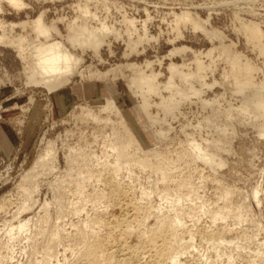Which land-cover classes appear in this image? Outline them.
<instances>
[{
  "label": "rangeland",
  "instance_id": "1",
  "mask_svg": "<svg viewBox=\"0 0 264 264\" xmlns=\"http://www.w3.org/2000/svg\"><path fill=\"white\" fill-rule=\"evenodd\" d=\"M22 1L28 3L29 7L32 5V8L19 12L10 8L6 0H0V20L6 24V30L12 31L14 35L22 34L18 25L25 21L31 22L44 12L47 23L55 22L66 36L67 24L80 15L77 7H85L87 2L86 7L90 8L93 17L104 24L106 22L115 33H120L108 35L101 50V60L91 50L82 52L83 54L81 51L77 52L85 60L83 69L90 68L93 73L102 74L116 69L117 72L112 71L114 74L111 73L106 79L90 78L86 73L85 78L75 77L72 84L58 93L51 94L45 89L27 85L28 81L23 73L24 64L17 58L15 51L0 48V100L5 94L0 103V127L8 126L16 136V143L11 151L9 150L8 156L0 154V264H118L122 251V248H118L123 244V250L127 251L129 247L128 250L132 252V264H156L158 261L157 264H170V258L176 255L180 257L182 264H263L260 257L264 250V138L258 135L253 126L256 123L255 115L241 110L243 99H251L253 90L264 87V55L261 56L257 49L246 42L241 28L245 24L257 23L264 32V0ZM183 12L197 17L207 31H218L217 33H221L226 39H209L204 32L195 31L191 24H181L179 27L176 17L181 16ZM93 19L90 18L93 27L102 23ZM127 19L131 20L130 22L135 20V29H132L134 42L137 43L138 36L149 38L143 37L145 40L139 44L142 47L138 45V52L131 53L128 48L127 30L132 27L127 24ZM11 23L17 25L18 29L13 30ZM175 26L180 31L176 30ZM114 36L121 37H118V40ZM221 43L232 46L234 52L241 53L244 61L255 65V69L258 68L254 73L255 85L244 94L236 93L239 89L234 86V77H231L234 72L230 63L224 58H219L217 52L210 58L207 55L209 50L213 47L214 50L219 48ZM178 49L183 51L176 53ZM196 59L202 60L204 67H208V70H204L203 79H193L195 82L192 80L194 91L202 93V96H196L193 91L191 93L195 96L188 94L190 90L187 89V96L191 99L184 100L178 108L180 111L177 109L175 115L169 116L162 107L158 108L170 95L165 89L170 79L168 68L171 64H176L182 67L185 73H196ZM126 64L128 65L125 66ZM129 64L140 66L138 71H143L148 76H158L156 82L161 88L160 94L163 98L160 94H152L149 97L150 113L159 121L154 127L140 108L142 98L133 96L131 88L129 89L131 78L136 76L134 71L127 68ZM177 83L180 84L179 81ZM136 90L134 87L133 91L138 92ZM55 95L64 96L69 100L66 114L58 120L53 118L50 112L49 99ZM114 97L127 124H122L123 116L116 110L112 113L100 111V106L104 105V101L100 100H112ZM40 104H43L46 115L40 122L35 137L26 141L24 127L27 119L32 110ZM83 109L93 112L102 120L109 118L107 128L99 131L93 123L81 121L79 116ZM114 112L117 113L116 116ZM220 112L229 114L231 120L219 118L217 113ZM236 114L240 116L237 118ZM137 124L142 131H139ZM225 129H228L229 133L236 129L233 140L224 138ZM127 130L135 133L140 146H128V136L124 135ZM157 132L164 136L160 138ZM112 134L119 137L120 142L123 140L122 143H126L125 146L131 155L139 156L151 166L171 170H167L169 179L164 181L165 183L161 182L160 175L153 174L150 168L146 169L147 172L135 170L133 178L127 174L116 175L115 178L116 173L111 165L114 157H111L110 153L105 154ZM123 136H126L127 142ZM44 140L56 144L58 157L56 161H49L44 170H40V176L34 185L26 182L24 184V177L44 151ZM192 141L203 145L202 148L207 149L209 153L214 152L219 161H223V164L225 162L223 167L211 168L205 165L193 151L190 145ZM27 189L34 192L30 190V193ZM256 189L260 191V204L253 198ZM148 190L153 191V195ZM24 191L29 192V195ZM177 192L185 199L189 198L185 201L187 203H179V206L175 203ZM226 194L228 199L222 201ZM224 204L227 206L224 207ZM26 205L29 207H25L27 211L24 210L21 215L15 214ZM228 208L232 209L229 211ZM214 213L224 214L225 217L227 215L228 220L214 222ZM15 215H18L17 219H14ZM175 217H178L180 227H174ZM29 220L30 227L29 231L26 229V234L25 231L19 232L17 229L13 234L4 231L9 222L17 228L21 221L23 223ZM18 232L21 234L17 235ZM215 233L224 236V239L228 238L227 241L239 238L244 250L237 251L228 246L217 245L220 241L218 242ZM210 236H214L213 239L209 238ZM163 239L168 247L163 243ZM109 249L116 251V257L112 256L113 260L108 257ZM154 249L159 250L160 255ZM148 251H151V254ZM143 253L146 254L145 258ZM231 255H235L236 261H229Z\"/></svg>",
  "mask_w": 264,
  "mask_h": 264
},
{
  "label": "bare ground",
  "instance_id": "2",
  "mask_svg": "<svg viewBox=\"0 0 264 264\" xmlns=\"http://www.w3.org/2000/svg\"><path fill=\"white\" fill-rule=\"evenodd\" d=\"M6 3L8 4V6L10 8H12L13 10L15 11H23V10H27L29 9V5L28 3L26 4V2L22 1V0H6ZM84 5V3H83ZM87 6V2L85 4ZM84 5V6H85ZM78 6V5H76ZM83 7V6H78V10H79V13L80 15L77 17H75V20H72V22L70 23H66L67 24V35L64 36L61 32V30L59 29V27L57 26V24L54 22L52 24H48L46 19H45V14L44 12H42L43 14L39 15V17L31 22H24L20 25H18L21 29H22V34H19V35H14L13 32H9L7 31L6 29V24L4 25L3 22H1L0 20V48L3 47V48H9L12 49V51L14 53H16L17 55V58L19 60H21V62L24 64V74L27 78V85H31V86H34V88H41V89H45L47 90L49 93H58L60 92L61 90H63L65 87L69 86L70 84H72V81L74 80L75 77H84L85 74L87 73L90 78H95V77H98V78H103V79H106L108 78L109 75H111V73H116L117 72V69L116 70H112V71H109L108 73H93L92 69L90 68H86V69H83V65H84V58L83 56H80L79 54H77V52L81 51V53H85L87 50H91L92 52H94V54L96 55V57H99V59L101 58V50L102 48L105 46L106 44V40L108 38V35H111V33H115L114 30L110 29L109 27L110 26H107L106 22L105 24L100 20V23L98 18L96 19L95 17H93V15L90 13L91 10L88 9V7ZM32 8V7H31ZM92 8V7H91ZM0 10H2V5L0 4ZM75 10V9H74ZM77 10V9H76ZM76 12V11H75ZM26 13V12H24ZM77 14V13H76ZM94 14V13H93ZM96 16V15H95ZM175 16V14H174ZM177 16V15H176ZM180 15H178L176 18H177V24L180 25H186V24H191L193 27H194V30L195 31H198L200 30L199 32H204L205 35H207L210 38H215V40L217 41L218 39L222 40L224 39L223 36L221 35V33H217L218 31H207L203 25L201 24L200 20L197 18V17H194L192 16L189 12H183V14L179 17ZM196 16H198L196 14ZM90 18H94L93 21L96 19L98 20V22L100 23V25L97 27H93L91 22H90ZM123 18V17H122ZM125 18V17H124ZM123 18V19H124ZM30 19V17H29ZM64 19V18H62ZM61 19V20H62ZM66 19V18H65ZM74 19V18H73ZM31 20V19H30ZM67 20V19H66ZM66 20H64L66 22ZM71 20V19H70ZM95 20V21H96ZM129 19H127L126 21L128 22ZM60 21V20H58ZM92 21V20H91ZM131 20H129V23H127L128 25H130L132 28L131 30H127V38H129V41L127 44L129 45V49L131 51V53L133 52H138L137 51V47L139 44H142L145 40V38L143 37H146L147 36H138V41L136 43V41L134 42V35H133V31L132 29L134 30L135 29V23L133 21L130 22ZM239 21V20H238ZM69 22V21H68ZM60 23V22H59ZM64 23V22H63ZM93 23V22H92ZM12 25V28L14 30V28H17L15 25H13V23H11ZM97 25V23H96ZM181 25V26H182ZM206 25H207V22H206ZM260 25V24H259ZM257 23H250V24H245L242 26V33L244 35V37L246 38V42H248L249 44L252 45V47H254L255 49L258 50V52L260 53V55H264V32L263 30L261 29V27L259 26ZM8 26V25H7ZM60 26V25H59ZM187 26V25H186ZM241 26V25H240ZM9 27V26H8ZM192 27V28H193ZM19 28V29H20ZM112 28V27H111ZM144 28H146L144 26ZM176 30H179L177 29V26H175ZM18 29V28H17ZM16 30V29H15ZM145 30V29H143ZM193 30V29H192ZM240 30V29H239ZM116 31V30H115ZM119 31V30H118ZM180 31V30H179ZM178 31V32H179ZM194 31V32H195ZM201 32V33H202ZM238 32V31H237ZM18 33V32H17ZM117 33V32H116ZM115 33V34H116ZM120 33V32H118ZM117 33V35H118ZM126 33V34H127ZM135 33V32H134ZM136 34H138V32L136 31ZM148 33H146L147 35ZM120 35V34H119ZM144 35H145V31H144ZM179 35V33L177 34ZM204 35V34H203ZM122 36V35H121ZM120 36V37H121ZM129 36V37H128ZM182 34H181V37L182 38ZM110 37V36H109ZM114 37H117L115 39H118L119 36H114ZM119 37V38H120ZM142 37V38H141ZM178 37V36H177ZM137 38V36H136ZM149 39V38H147ZM179 39V38H178ZM226 39V37H225ZM224 39V40H225ZM119 40V39H118ZM177 40V38H176ZM212 40V39H211ZM149 41V40H147ZM146 41V42H147ZM214 41V39L212 40ZM219 42V41H218ZM220 43V42H219ZM108 45V43H107ZM248 45V44H247ZM142 47V45H139ZM127 48V49H128ZM183 49V48H181ZM181 49H178V51L176 52V50L174 52L178 53L180 52L179 50ZM110 51V50H109ZM129 51V52H130ZM140 51V50H139ZM183 51V50H181ZM185 51H187L185 49ZM208 51V50H207ZM90 52V51H89ZM88 52V53H89ZM103 52V51H102ZM215 52H217V55H219V58L221 59H226L228 61V64L230 63V67H231V70H233L232 72H234V75L231 77H234L233 81H235V84L234 86L236 85L239 89L238 92H236L237 94H241L252 88L255 84H254V73L256 71V68L255 69V65L253 66V64H251L250 62L248 61H244V57L242 55H240L239 53H237L236 51L234 52L232 50V46H228L224 43H221L220 44V47L215 49L214 50V47L213 49H211V51L209 50V53L207 54L208 57L210 58V56H212ZM82 53V54H83ZM87 53V54H88ZM140 53V52H139ZM137 53V56L138 54ZM175 53V54H176ZM173 56H174V53L172 52ZM195 54V53H194ZM125 55V54H124ZM136 55V54H135ZM177 55V54H176ZM196 55H199V54H196ZM206 55V56H207ZM126 56H128L126 54ZM172 56V55H171ZM170 56V57H171ZM172 56V57H173ZM205 56V57H206ZM215 56V55H214ZM95 57V56H94ZM213 57V56H212ZM211 57V58H212ZM196 58V57H195ZM218 58V59H219ZM97 59V58H96ZM246 59V58H245ZM101 60V59H100ZM211 60V59H210ZM248 60V59H247ZM197 61V59H196ZM201 61H197L196 62V67H197V71L196 73H185L184 69L182 67H179L177 66L176 64H171V66H169V75H170V79H169V82L167 84V86L165 87L166 90H168L170 92V97L168 96V99H166V101H164L165 103L162 104V106H159L158 105V108L159 107H162V109L165 111L166 114H174V112L180 107V105L182 104V102H184V100H186L188 98L187 96V93H186V90H190V93L188 91V94H192L193 96H195L196 94H199L200 96H202L200 94V92H196L194 91L195 88L193 87L194 84H192V80L193 79H203V73H204V70H208L206 68L208 67H204V64L201 63ZM22 64V65H23ZM152 63H150L151 65ZM128 64H126L125 66H127ZM147 65V64H146ZM123 66V67H125ZM137 66V65H136ZM135 65L133 64H129V66L127 67L129 70H132L134 71L133 73H135L136 76H134L133 78H131V85H129V89L133 92L132 95L133 96H137V97H141L142 98V105H141V110L145 113L147 119L150 121L151 124H153L152 126L154 127V125H157L156 123H158L159 121H157L155 118L152 117V114L150 113V108H151V105H150V102H149V97L152 95V94H155L156 96H158L160 94V87L157 85L158 83L156 82V78L158 77L156 74H153L152 76H148L146 75V73H144L143 71H138V68L140 69V66L139 67H136ZM149 66V65H147ZM183 66V65H182ZM185 67V66H184ZM210 67V66H209ZM191 68V67H190ZM127 69V70H128ZM186 69H187V66H186ZM92 70V71H91ZM126 71V70H125ZM124 71V72H125ZM190 71V70H189ZM226 71V70H225ZM224 71V72H225ZM119 72H122V71H119ZM188 72V70H187ZM228 72V71H226ZM231 72V73H232ZM113 73V74H114ZM207 73V72H206ZM119 74V73H118ZM124 74V73H123ZM151 74V73H150ZM229 74V73H227ZM258 74V72H257ZM120 75H122L120 73ZM224 75V74H223ZM113 76V75H112ZM123 76V75H122ZM132 76V75H131ZM225 76H228V75H225ZM125 77V76H124ZM207 77V76H206ZM229 77V76H228ZM85 78V77H84ZM117 78V77H115ZM113 79V78H112ZM213 79V78H212ZM102 80V79H101ZM127 80V79H126ZM180 82V84H178L177 82ZM196 81V80H195ZM193 80V82H195ZM202 81V80H201ZM205 79L203 80V83H204ZM200 82V81H199ZM256 82V80H255ZM202 83V82H201ZM216 83V82H215ZM263 83V82H262ZM130 84V83H129ZM262 85V84H261ZM195 86V85H194ZM205 86V85H204ZM29 87V86H28ZM135 87V90L137 88L138 92H135L133 91V88ZM208 88V87H207ZM264 88V87H263ZM262 86L261 88H257L255 91L253 90V95H252V98L249 99V98H245L243 99L244 100V103H243V106H242V112H246V113H251L253 115H255L256 117V123L253 124V126L256 128L257 132H258V135L261 137V138H264V95H263V89ZM197 89V88H196ZM237 89V88H236ZM136 90V91H137ZM165 91V90H164ZM191 91L195 92L194 94L191 93ZM249 91V90H248ZM247 94V93H246ZM128 95V94H127ZM248 95V94H247ZM198 96V95H196ZM199 96V97H200ZM251 97V95H249ZM248 96V97H249ZM136 97V98H137ZM160 97L163 98V96L160 94ZM178 97V98H176ZM247 97V96H245ZM140 98V99H141ZM190 98V96H189ZM188 98V99H189ZM115 99L116 97L112 98V100H100V101H104V105L100 106V111L101 112H108L110 111V113H112V111L116 110L120 116L122 115L124 119V121L122 120V124L126 121L125 118H124V115L121 111V109L118 107L117 103L115 102ZM165 99V98H164ZM191 99V98H190ZM189 99V100H190ZM201 99V98H200ZM32 100V99H31ZM30 100V101H31ZM187 101V100H186ZM185 101V102H186ZM203 101V100H202ZM34 102V101H33ZM204 102V101H203ZM207 102V100H206ZM32 103V102H31ZM161 103V102H160ZM208 103V102H207ZM213 103V102H212ZM216 103V102H215ZM202 105V104H201ZM209 105V103H208ZM240 108V107H239ZM162 110V111H163ZM238 110V109H237ZM240 110V109H239ZM163 111V112H164ZM178 111H180L178 109ZM235 111V109H234ZM232 112L233 114L235 112ZM238 112V111H237ZM126 113V112H125ZM240 113V112H239ZM117 113L114 112V116H116ZM118 114V115H119ZM218 114V117L219 118H224L226 119L227 121H230L231 120V117L229 114H226V113H217ZM232 114V115H233ZM81 116H79V119L85 123H93L94 125L97 126V128L99 129V131H104L105 128H107V122L109 123L110 120L106 119V120H102L101 117L97 116L96 114H94L93 112L89 111V110H82V114H80ZM175 115V114H174ZM237 115V114H236ZM243 115V114H242ZM166 116V115H165ZM238 116L240 115H237V118ZM244 116H245V113H244ZM248 116V115H246ZM119 118V116H117ZM242 117V116H241ZM121 118V117H120ZM243 118V117H242ZM245 118V117H244ZM248 119V117H246ZM243 120V119H242ZM255 120V118H254ZM80 121V122H81ZM121 121V120H120ZM246 121V120H245ZM249 121V120H248ZM253 121V119H252ZM136 123V122H135ZM242 123V122H241ZM113 124V123H112ZM111 124V125H112ZM120 123V125H122ZM125 124H127L125 122ZM160 124V123H159ZM206 124V123H204ZM133 125L134 122H133ZM138 125V124H137ZM123 126V125H122ZM125 126V125H124ZM200 126V125H199ZM222 126V125H221ZM135 127V126H133ZM201 127V126H200ZM112 128V127H111ZM138 128L140 129L139 131H142L140 126L138 125ZM220 128V127H219ZM20 129V128H19ZM137 129V127L135 128ZM211 129V128H210ZM221 129V128H220ZM223 129V128H222ZM112 130V129H111ZM114 130V129H113ZM124 130V129H123ZM126 130V129H125ZM228 129H225L223 130V135H224V138L225 139H230V140H233L234 137H235V131H233L232 133H229V131H227ZM128 131V130H127ZM205 131V130H204ZM216 131V130H215ZM119 132V131H118ZM158 132H161V131H158ZM158 135H160V138L162 136H164L162 133H158ZM218 132V131H217ZM124 133V132H123ZM111 135V134H110ZM124 135L128 136V146H131V145H139L140 146V141L138 140V138L136 137L135 133H133L132 131H128L127 134L125 133ZM101 135H99L98 137L100 138ZM106 136V135H105ZM104 136V137H105ZM125 136V137H126ZM166 136V135H165ZM185 136V135H184ZM96 137V135L94 136ZM110 137V136H109ZM124 137V136H123ZM124 137V138H125ZM103 138V137H102ZM111 138V139H110ZM109 139V144L106 145L107 146V151L105 150V154L107 153H110L111 157H114V162L113 164V171H115V178L116 175H121V174H127L130 178H133V176H135V170H144L146 171V169L150 168V170L152 171L153 174L155 175H160L162 181L161 182H164L166 181L169 176V172H171V170L169 169H162L163 167H155L154 166H151L147 161H143L141 158H139V156H135V155H131L130 152L128 151V148L125 146L126 143H122V141L120 142V139H118L116 137V135L114 136V134H112V137H110ZM219 138V137H218ZM221 138V137H220ZM192 139V138H190ZM98 140V139H97ZM104 140V139H103ZM126 140V138H125ZM194 140V138H193ZM207 140V139H206ZM219 140V139H218ZM217 141V140H216ZM127 142V140H126ZM210 142V141H209ZM218 142V141H217ZM44 143H45V148H44V151L43 153L39 156L37 162L34 164V166L32 167V169L28 172V174L24 177V184L25 182L30 185H33L36 183V181L38 180L39 176H40V170L47 167L48 163L51 162V160H55L57 159L58 157V149H56V144L51 142V141H47V140H44ZM43 143V144H44ZM190 143V142H189ZM216 143V142H215ZM202 144V143H201ZM205 144V143H204ZM222 144V143H221ZM193 148V151L196 152V155L198 156V158H200L201 161H203L205 163V165L213 168V167H223V161H219L217 159V156L216 154L214 155L213 153H209V151L207 149H204L202 147H204L203 145L201 146L200 143L198 144L197 142L195 141H192L191 144H190ZM211 145V144H210ZM218 145V144H217ZM217 145L215 147H217ZM221 146V145H219ZM104 147V146H103ZM105 148V147H104ZM212 148V147H211ZM130 150V149H129ZM191 150V149H190ZM223 150V149H222ZM155 151V150H154ZM192 151V152H193ZM216 153V152H215ZM194 154V153H193ZM108 155V154H107ZM109 155V156H110ZM195 155V154H194ZM195 156V157H197ZM109 158V157H108ZM157 158V157H156ZM221 158V157H220ZM96 159V158H95ZM165 159V158H164ZM168 160V159H167ZM219 162H218V161ZM50 161V162H49ZM161 161V160H159ZM163 161V160H162ZM161 161V162H162ZM98 161L95 162V164L97 165ZM160 162V163H161ZM108 163V162H107ZM167 163V162H166ZM110 164V163H109ZM110 165V166H111ZM169 168V167H167ZM215 169V168H214ZM44 170V169H43ZM169 172H168V171ZM216 170V169H215ZM214 171V170H213ZM147 172V171H146ZM111 174V173H110ZM101 175V174H100ZM112 178V177H111ZM126 178V177H125ZM139 178V177H138ZM153 178V177H151ZM131 181V180H130ZM173 181V180H172ZM157 183V182H156ZM165 183V182H164ZM163 183V184H164ZM154 184V183H153ZM159 184V183H157ZM156 184V185H157ZM24 186V185H23ZM22 186V188H24ZM166 186V185H165ZM156 187V186H155ZM154 187V189H155ZM33 189V187H32ZM30 189V190H32ZM36 189V188H35ZM29 190V189H27ZM29 190L30 193H32L31 191ZM34 192V190H32ZM149 192L151 190H148ZM147 191V192H148ZM177 191V190H176ZM26 193V191H24ZM29 192H27L26 194L29 195ZM121 192V191H120ZM153 191H151L152 193ZM229 193V191H228ZM147 194V193H146ZM177 197L175 198V203L178 204V206L180 205L179 203H184L186 200L188 201V199H185V197H183V195H179V193L177 192ZM118 195V194H117ZM145 195V194H144ZM153 195V193L151 194ZM32 196V195H30ZM29 196V197H30ZM147 196V195H146ZM225 196V195H223ZM260 191L259 189H256L254 192H253V198L255 199V201L260 204ZM28 197V198H29ZM149 197V196H148ZM227 197V198H226ZM27 198V199H28ZM31 198V197H30ZM227 200L228 199V194H226V196L224 197L223 200ZM247 199V198H246ZM29 201V200H28ZM27 202V201H26ZM183 203L181 205H183ZM187 203V202H185ZM132 204V203H131ZM175 204V205H176ZM174 205V203H173ZM132 206V205H131ZM217 206V205H216ZM227 206L224 204V207ZM22 207V206H21ZM25 207L29 209V207L24 206L23 208H20L19 209V212H16L15 214L17 213H20L18 215H21V212H25L27 210H25ZM134 207H136L134 205ZM231 207V206H230ZM260 207V206H259ZM237 208V207H236ZM135 209V208H134ZM210 209V208H209ZM223 209V208H222ZM232 208H230L231 210ZM25 210V211H24ZM127 210H129L127 208ZM132 210V209H131ZM136 210V209H135ZM134 210V212H135ZM227 210V209H225ZM229 210V208H228ZM229 210V211H230ZM251 210V209H250ZM18 211V210H17ZM208 211V210H207ZM219 211V210H218ZM222 211V210H221ZM239 212V210H237ZM227 212V211H226ZM22 213V214H23ZM125 213V212H124ZM241 213V212H240ZM210 214V213H209ZM216 214V213H214ZM213 214V215H214ZM228 214V213H226ZM234 214V213H233ZM248 214V213H247ZM18 215H15L14 216V219H17ZM208 215V214H206ZM212 215V217H213ZM209 216V215H208ZM211 216V215H210ZM238 216V215H237ZM240 216V215H239ZM113 218V217H112ZM176 218V217H175ZM242 218V217H241ZM214 222L218 220H222V221H226L227 219V215L225 217V215H221L220 213H217L214 217ZM236 219V218H234ZM246 219V217H245ZM31 220V219H30ZM24 221L22 223H19V225H17V228L12 226L9 222V224L5 225V228H4V231L6 233H12L15 231V229H17V231L19 232H24L25 231V234L27 233L26 232V229H28L29 226V223L31 221ZM146 220V219H145ZM175 221H173L175 223L174 227L178 226L180 227L181 223L178 219V217L176 219H173ZM212 220V219H211ZM228 220V219H227ZM239 220V219H238ZM143 221V220H142ZM213 221V220H212ZM245 221V220H244ZM172 222V224H173ZM138 223V222H137ZM140 223V222H139ZM171 223V222H170ZM239 224V222H238ZM127 225V223H126ZM129 225V224H128ZM215 225V224H214ZM255 225V224H254ZM33 227V226H31ZM256 227V226H255ZM34 228V227H33ZM127 228V226H126ZM160 230H161V227H159ZM127 230H129L127 228ZM159 230V229H158ZM163 230V229H162ZM29 231V229H28ZM126 231V230H125ZM3 232V230H2ZM21 234V233H19ZM158 232V231H157ZM160 232V231H159ZM228 233V231L226 232ZM224 233V235L226 234ZM24 234V233H23ZM29 234V233H28ZM146 234V233H145ZM217 235V233H215ZM222 234V233H221ZM111 235V234H110ZM159 235V234H158ZM220 235V234H219ZM10 236V235H9ZM12 236V235H11ZM16 236V235H15ZM143 235H141L142 237ZM145 236V235H144ZM147 236V235H146ZM193 236V235H192ZM218 236V235H217ZM245 236V235H244ZM13 237V236H12ZM18 237V236H17ZM140 237V236H139ZM157 237V236H156ZM165 238V236H163ZM171 237V236H170ZM212 236H210L209 238H211ZM214 237V236H213ZM212 237V239H213ZM237 237V236H236ZM120 238V237H119ZM208 238V237H207ZM14 241H15V237L13 238ZM11 238V240H13ZM140 239V238H139ZM142 239V238H141ZM154 239V238H153ZM168 239V238H167ZM195 238H193L194 240ZM228 238L224 239V236H218L217 237V240L220 244L217 243V245H223V246H228L230 247L231 249L233 250H241L243 249L244 250V246L243 244L241 243V240L239 238H234V239H231L230 241H227ZM251 239V238H250ZM254 239V237H253ZM10 240V241H11ZM110 240V239H109ZM150 240V239H149ZM152 240V239H151ZM150 240V241H151ZM165 239H163L164 241ZM208 241V239H205ZM217 240L215 242H217ZM142 241V240H141ZM155 244V239L153 240ZM152 241V242H153ZM167 241V240H166ZM245 241V240H244ZM249 241V240H248ZM114 242V241H113ZM150 242V243H152ZM209 242V241H208ZM211 242V241H210ZM213 242V241H212ZM214 242V243H215ZM251 242V241H250ZM258 242V241H256ZM262 242V241H261ZM264 242V241H263ZM165 244L166 247H168L165 243V241L163 242ZM162 243V244H163ZM14 244V243H12ZM173 244V243H172ZM211 244V243H210ZM216 244V243H215ZM213 245V244H211ZM217 245H214V246H217ZM12 246V245H11ZM109 246V245H108ZM124 246V244H123ZM123 246H121L120 248H118V250H120L122 248V251H120V256L118 259H119V263L120 264H132L131 261H130V254L132 253L128 247L127 251L126 250H123ZM163 245H161L162 247ZM264 246V244H263ZM138 247V245L136 246ZM154 247V245H153ZM156 247H157V244H156ZM165 247V248H166ZM262 247V246H261ZM160 248V247H159ZM158 248V249H159ZM174 248V247H173ZM213 248V247H212ZM115 249V248H114ZM117 249V248H116ZM115 249V250H116ZM157 249V248H156ZM230 249V250H231ZM13 250V249H12ZM97 250V249H96ZM99 250V249H98ZM110 250V249H109ZM107 250V251H109ZM152 250V249H151ZM155 250V249H154ZM229 250V251H230ZM250 250V249H249ZM262 250V249H261ZM112 251V252H111ZM129 251V252H128ZM134 251V249H133ZM140 251V250H139ZM143 251V250H142ZM155 251H159V250H155ZM153 251V252H155ZM217 251V250H216ZM220 251V250H219ZM218 251V252H219ZM248 251V250H247ZM259 251V250H258ZM97 252V251H96ZM105 252V251H104ZM116 251L114 250H110V253L108 255V257L110 258V260L112 259V256H114L116 253ZM118 252V251H117ZM131 252V253H130ZM144 252V251H143ZM149 252V251H148ZM155 252V253H157ZM171 252V251H170ZM178 252V251H177ZM180 252V251H179ZM217 252V253H218ZM234 253V251H232ZM261 252V251H260ZM259 252V253H260ZM262 255H261V262H263L264 264V250L262 251ZM147 253V252H146ZM151 254V251L149 252ZM148 253V255H149ZM159 255H160V252H158ZM164 253V252H163ZM216 253V252H215ZM216 253V254H217ZM237 253V252H236ZM248 253V252H247ZM104 254V253H103ZM108 254V253H107ZM144 254V253H143ZM154 254V253H153ZM179 254V253H178ZM182 254V253H181ZM180 254V255H181ZM223 254V253H222ZM230 254V253H229ZM238 254V253H237ZM261 254V253H260ZM260 254L258 256H260ZM106 255V254H105ZM106 259L109 260V258L107 256H105ZM132 255V254H131ZM145 255L144 254V258H145ZM157 254H155L156 256ZM162 255V254H161ZM170 255V254H169ZM175 255V254H174ZM239 255V254H238ZM101 256V255H100ZM168 256V254H167ZM167 256H165L166 258H168ZM172 256V255H171ZM182 256V255H181ZM218 256V255H217ZM249 256V255H247ZM116 257V255H115ZM150 257V256H149ZM148 257V258H149ZM152 257V255H151ZM158 257V256H157ZM157 257H155V259H157ZM161 257V256H160ZM224 257V256H223ZM134 258V256H133ZM141 258V257H140ZM143 258V259H144ZM203 258V257H202ZM250 258H253V257H250ZM249 258V259H250ZM257 260L258 257L256 256ZM87 259V258H86ZM102 259V258H100ZM105 259V258H104ZM137 259V258H136ZM150 260H154L149 258ZM209 259V258H208ZM229 261H232L235 259V255L234 256H230V258H228ZM107 260V262H109ZM113 260V259H112ZM139 260V259H137ZM99 261V260H98ZM144 261V260H143ZM148 261V260H147ZM156 261V260H155ZM170 261L171 263L170 264H182L181 261H180V257L178 255L174 256V257H171L170 258ZM169 261V262H170ZM236 261V259H235ZM248 261V260H247ZM250 261V260H249ZM106 262V261H105ZM112 262V261H111ZM133 262V261H132ZM137 262V261H136ZM139 262V261H138ZM142 262V261H141ZM150 262V261H149ZM161 262V261H160ZM167 262V261H166ZM252 262V261H251ZM104 263V262H103ZM110 263V262H109ZM117 263V261H116ZM118 263V264H119ZM145 264L147 262H144ZM152 263H155V262H152ZM159 263V261L157 262ZM156 263V264H157ZM234 263V262H233ZM254 263V261H253ZM135 264V263H134ZM140 264V263H138ZM143 264V263H142ZM151 264V262H150ZM208 264V263H207ZM230 264V263H229ZM249 264V263H247Z\"/></svg>",
  "mask_w": 264,
  "mask_h": 264
},
{
  "label": "crops",
  "instance_id": "3",
  "mask_svg": "<svg viewBox=\"0 0 264 264\" xmlns=\"http://www.w3.org/2000/svg\"><path fill=\"white\" fill-rule=\"evenodd\" d=\"M4 96L2 100L4 99ZM2 100H0V103L2 102ZM49 100L51 104L50 112L51 114H53V118H55L56 120L61 119L66 114L69 100L65 99V97L61 95L50 96ZM45 113L46 111L43 108V104H40L36 109L34 108L32 110V112L30 113L27 119V123L24 127V137L26 141H30L35 137L39 129L40 122L43 120V118L46 115ZM15 141H16V136L11 131V129L8 126L7 128L5 126H1L0 154L3 153L5 157L8 156V153H10L11 148L16 143Z\"/></svg>",
  "mask_w": 264,
  "mask_h": 264
}]
</instances>
